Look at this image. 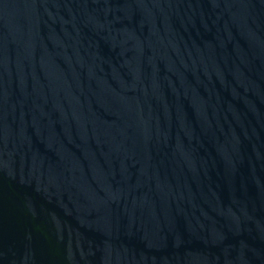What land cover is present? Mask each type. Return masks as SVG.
<instances>
[{
	"label": "water",
	"instance_id": "1",
	"mask_svg": "<svg viewBox=\"0 0 264 264\" xmlns=\"http://www.w3.org/2000/svg\"><path fill=\"white\" fill-rule=\"evenodd\" d=\"M0 264H264V0H0Z\"/></svg>",
	"mask_w": 264,
	"mask_h": 264
}]
</instances>
